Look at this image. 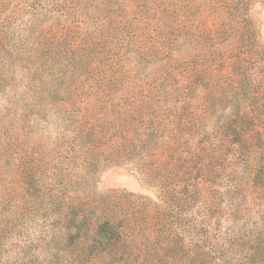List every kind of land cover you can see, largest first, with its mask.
<instances>
[{"label":"rangeland","instance_id":"rangeland-1","mask_svg":"<svg viewBox=\"0 0 264 264\" xmlns=\"http://www.w3.org/2000/svg\"><path fill=\"white\" fill-rule=\"evenodd\" d=\"M102 210L131 263L264 264V0H0V264H121Z\"/></svg>","mask_w":264,"mask_h":264},{"label":"trees","instance_id":"trees-1","mask_svg":"<svg viewBox=\"0 0 264 264\" xmlns=\"http://www.w3.org/2000/svg\"><path fill=\"white\" fill-rule=\"evenodd\" d=\"M116 218V213H109L103 210L99 215L94 217V226L92 230L97 233L95 236H98L99 238L96 239L95 236L85 235L87 244H89V240H92L91 244L88 247L89 252L93 250L92 247L94 249L101 247V251H104L106 256L120 257L119 263L121 264H144L139 263L137 261V258L132 261L133 263L122 258L132 257L134 242L132 240L125 239L124 233L122 231L123 224L121 225V223H117ZM74 222H76V220H74ZM74 222L72 221L71 223L73 226L70 225L68 227L67 235L69 237H74L73 233L69 232V230L75 227L77 228L78 232L77 236L80 237L81 235H79V228L75 225ZM155 241L159 242V239L156 238ZM89 252L87 255L85 254V257H89ZM143 252V250H140L138 254H142Z\"/></svg>","mask_w":264,"mask_h":264}]
</instances>
